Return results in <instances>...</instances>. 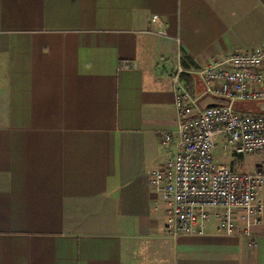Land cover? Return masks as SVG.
<instances>
[{
	"label": "crops",
	"instance_id": "1",
	"mask_svg": "<svg viewBox=\"0 0 264 264\" xmlns=\"http://www.w3.org/2000/svg\"><path fill=\"white\" fill-rule=\"evenodd\" d=\"M262 43L264 0H0V264H264V218L171 239L149 184L179 58Z\"/></svg>",
	"mask_w": 264,
	"mask_h": 264
},
{
	"label": "built area",
	"instance_id": "2",
	"mask_svg": "<svg viewBox=\"0 0 264 264\" xmlns=\"http://www.w3.org/2000/svg\"><path fill=\"white\" fill-rule=\"evenodd\" d=\"M151 21L150 33L171 37L160 16ZM172 38L180 41L179 35ZM185 75L194 78V91ZM169 77L175 127L161 135L168 155L149 180L163 204L165 236H202L216 220L227 236L254 238L264 218V112L238 110L236 104L264 102V43L196 68L179 58ZM216 151L233 160L218 161ZM248 155L259 157L253 171L237 169L236 158Z\"/></svg>",
	"mask_w": 264,
	"mask_h": 264
},
{
	"label": "rangeland",
	"instance_id": "3",
	"mask_svg": "<svg viewBox=\"0 0 264 264\" xmlns=\"http://www.w3.org/2000/svg\"><path fill=\"white\" fill-rule=\"evenodd\" d=\"M189 86V84H188ZM191 87V86H190ZM194 91V90H193ZM216 158L218 161H225V162H231L233 158H229L228 156H222V154L219 151H216ZM259 160V157L257 155H248L245 157H237L236 161L234 159L235 167L242 171H253L254 165L256 164V161Z\"/></svg>",
	"mask_w": 264,
	"mask_h": 264
},
{
	"label": "trees",
	"instance_id": "4",
	"mask_svg": "<svg viewBox=\"0 0 264 264\" xmlns=\"http://www.w3.org/2000/svg\"><path fill=\"white\" fill-rule=\"evenodd\" d=\"M182 63L185 67L187 68H196V65L191 61L190 58L188 57H182ZM200 91V88L199 90ZM252 104L250 107L247 106V104ZM236 108L238 110H254V111H259V109L256 107V103H251V102H246V103H243V102H240V103H237L236 104Z\"/></svg>",
	"mask_w": 264,
	"mask_h": 264
},
{
	"label": "water",
	"instance_id": "5",
	"mask_svg": "<svg viewBox=\"0 0 264 264\" xmlns=\"http://www.w3.org/2000/svg\"><path fill=\"white\" fill-rule=\"evenodd\" d=\"M214 104H210L208 107H213ZM256 107L259 109V111L264 112V102H257Z\"/></svg>",
	"mask_w": 264,
	"mask_h": 264
}]
</instances>
